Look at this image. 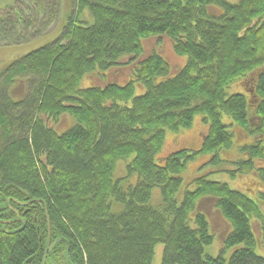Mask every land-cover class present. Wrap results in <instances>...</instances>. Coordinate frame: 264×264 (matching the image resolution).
Instances as JSON below:
<instances>
[{"label":"trees","instance_id":"1","mask_svg":"<svg viewBox=\"0 0 264 264\" xmlns=\"http://www.w3.org/2000/svg\"><path fill=\"white\" fill-rule=\"evenodd\" d=\"M51 2L7 0L0 48L47 36L36 24ZM72 3L62 35L0 75V264H42L49 237L46 264H152L159 245L161 264H264V190L251 198L212 178L254 174L264 186V0ZM153 39L183 66L147 51ZM198 116L200 149L162 155L166 133ZM63 118L73 124L58 131ZM205 202L229 225L215 257Z\"/></svg>","mask_w":264,"mask_h":264},{"label":"rangeland","instance_id":"2","mask_svg":"<svg viewBox=\"0 0 264 264\" xmlns=\"http://www.w3.org/2000/svg\"><path fill=\"white\" fill-rule=\"evenodd\" d=\"M58 3H55V2ZM73 0H52L51 3L48 4V10L46 12H41L40 16L38 18V25L37 27L40 28V31L43 32V36L45 33H49L44 38H37V40L34 43H30L28 45L24 46H18V47H3L0 48V75L8 68V66L13 63L14 61H17L24 57L25 55L29 54L33 50H36L37 48L46 45L51 44L54 41H56L63 32L64 27L67 25L68 18L73 13ZM231 4L238 3V0H226ZM7 2V0H0V17L4 14V5ZM60 2V4H59ZM61 8V9H60ZM51 11H50V10ZM32 17V16H29ZM50 22V27L45 30V26ZM159 41L153 39L149 40L145 43V47L147 51H150L152 49H155L156 47H159L165 54V56L168 58V60L172 63L174 68H180L183 66L184 61L182 59L176 57L173 54L172 46L170 42L166 40ZM126 71L121 73V76H125ZM84 84L86 86H90L91 84H94L93 80L90 78H86L84 81ZM237 87L232 86L229 90L230 94H234V91H237ZM202 121V119H201ZM200 121L199 116L195 117V120L193 122V128L186 131H181V133L173 134L171 132L166 133L165 137V143L162 150V155L166 153L171 152L173 149L181 146V147H187L190 145H193V149L198 151L200 148L201 140L204 137V134L206 133V127L203 125ZM72 120L70 118H63L60 122V125L57 127L58 131H64L72 126ZM242 139V138H241ZM241 143L240 139H237V144ZM177 146V147H176ZM205 154L200 153L197 155L196 159L189 163L186 171H185V182H190L191 178H193L197 173L198 166L204 162V160H207V158L203 157ZM126 162L119 161L115 170V179H125L127 177V169H126ZM196 172V173H195ZM213 179L216 180H222L224 182L229 183L230 187L233 189H240L243 190L248 196L251 198L258 197L259 192L264 190V186L260 184V181L254 176V174H249L246 177H241L236 180L230 179L227 176L224 175H216L212 176ZM132 183H136V178H131ZM129 186V183H124V187L127 188ZM151 206L157 207L159 203H161V194L160 189L155 188L153 190V195L151 198ZM263 203V211H264V201ZM202 208L207 212L209 215L210 221H211V227L213 230V233L215 235V241L212 246L208 247L206 249V253L210 256H217L220 252V247L222 244V241L225 237V235L228 233L229 225L224 221L222 216L219 214V212L216 210L215 206L211 202H205L202 204ZM123 206L119 204H115L113 207L114 213H119L123 210ZM255 228V232L257 233L258 237L260 238L259 233V227L256 223L253 224ZM48 246V242L46 245V248ZM46 251V250H45ZM164 247L163 245H159L155 248V256L153 259L152 264H161L162 256H163ZM257 253L262 255L264 254V249H257ZM45 255V253H44ZM43 255V256H44ZM49 255V254H48ZM48 259V257H47Z\"/></svg>","mask_w":264,"mask_h":264},{"label":"water","instance_id":"3","mask_svg":"<svg viewBox=\"0 0 264 264\" xmlns=\"http://www.w3.org/2000/svg\"><path fill=\"white\" fill-rule=\"evenodd\" d=\"M49 232H50V229H49ZM57 242H55L54 244L51 245V242H50V237L48 239V246L46 248V251H45V255H44V259H43V262L42 264H46V261H47V257H48V254L49 252H51L55 246Z\"/></svg>","mask_w":264,"mask_h":264}]
</instances>
